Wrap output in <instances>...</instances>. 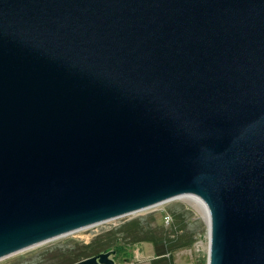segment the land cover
I'll return each mask as SVG.
<instances>
[{"label":"water","instance_id":"water-1","mask_svg":"<svg viewBox=\"0 0 264 264\" xmlns=\"http://www.w3.org/2000/svg\"><path fill=\"white\" fill-rule=\"evenodd\" d=\"M183 194L264 264V0H0V259Z\"/></svg>","mask_w":264,"mask_h":264},{"label":"rangeland","instance_id":"rangeland-1","mask_svg":"<svg viewBox=\"0 0 264 264\" xmlns=\"http://www.w3.org/2000/svg\"><path fill=\"white\" fill-rule=\"evenodd\" d=\"M190 201L173 199L146 210L105 221L7 255L0 259V264H74L86 249L85 247L100 244L106 233H111L113 239H118V242L125 244V248L132 253V257L135 256L133 261H125L123 264H165L169 262L171 264H206L208 255L206 222L201 212L193 207ZM172 214L174 220L172 217L173 222H170L168 215L172 216ZM175 214L181 217L176 218ZM132 223L144 230L140 232L131 227ZM169 235L179 238V243H185L188 237L192 236L194 242L190 247L172 250L163 259H157L156 248L151 242H132L133 237L141 236V238L145 237L155 242L163 236L169 238Z\"/></svg>","mask_w":264,"mask_h":264},{"label":"trees","instance_id":"trees-1","mask_svg":"<svg viewBox=\"0 0 264 264\" xmlns=\"http://www.w3.org/2000/svg\"><path fill=\"white\" fill-rule=\"evenodd\" d=\"M175 216H176V218L181 217V215H176V214H175ZM168 217L171 219L170 222H173V220H174L173 214H172V216L168 215ZM172 217H173V220H172ZM130 226L133 228H136L140 232L144 230L141 227H136L137 224H135V223H132ZM114 229L116 230L117 228H114ZM109 231H106V232H109ZM133 238H134V240L132 241L133 243H137V242H141V241L151 242L154 245V248H156L155 254L158 257L157 259L165 258L164 256L166 254H170L172 250H175L177 248L190 247L194 242V239L192 236L188 237V239L186 240L185 243H179V238L174 237V235H173V237H170V235H169V238H166L165 236H163L161 239H159L158 241H155V242L152 240H148L145 237L141 238V236L133 237ZM117 240L118 239H113V235L111 233H106L102 237V240H101L102 242L100 244H95V245H90L89 247H85L86 249L82 252V254L79 256V258L75 262L81 261L83 259L92 257L93 255L103 253V252H107L110 250L116 251V255H115L114 259H118L121 256H123V257H125L124 261L131 260V255H130L131 252H128V249L125 248L126 247L125 244L118 242ZM165 264H171V263L169 262V263H165Z\"/></svg>","mask_w":264,"mask_h":264},{"label":"bare ground","instance_id":"bare-ground-1","mask_svg":"<svg viewBox=\"0 0 264 264\" xmlns=\"http://www.w3.org/2000/svg\"><path fill=\"white\" fill-rule=\"evenodd\" d=\"M177 199H180L183 201L191 200L190 204L193 205V207H196V209L201 212V214L203 215V218L206 222V226H207L208 241H210V221H209V215H208V211H207L206 207L198 199H196L193 196L187 195V194H183V195L177 197ZM208 251H209V248H208Z\"/></svg>","mask_w":264,"mask_h":264},{"label":"crops","instance_id":"crops-1","mask_svg":"<svg viewBox=\"0 0 264 264\" xmlns=\"http://www.w3.org/2000/svg\"><path fill=\"white\" fill-rule=\"evenodd\" d=\"M131 254H132V253H130V255H131ZM134 257H135L134 255H133V257H132V255H131V260H132V261H133ZM124 258H125V257L121 256L120 258L116 259V260H115V264H123V263H125Z\"/></svg>","mask_w":264,"mask_h":264}]
</instances>
